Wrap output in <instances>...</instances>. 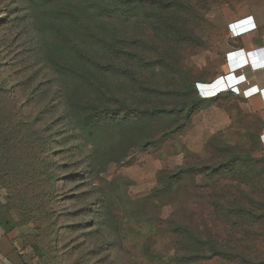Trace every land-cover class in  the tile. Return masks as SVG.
Here are the masks:
<instances>
[{"label":"rangeland","instance_id":"rangeland-1","mask_svg":"<svg viewBox=\"0 0 264 264\" xmlns=\"http://www.w3.org/2000/svg\"><path fill=\"white\" fill-rule=\"evenodd\" d=\"M242 7L0 0V222L25 264H264L257 134L200 92Z\"/></svg>","mask_w":264,"mask_h":264},{"label":"crops","instance_id":"crops-1","mask_svg":"<svg viewBox=\"0 0 264 264\" xmlns=\"http://www.w3.org/2000/svg\"><path fill=\"white\" fill-rule=\"evenodd\" d=\"M247 18L254 23V28L233 38L234 23ZM228 30V38L221 45L225 60L223 73L215 80L201 84L200 92L203 99L216 105L217 116L222 118V130L238 122L237 127L242 132L245 125L243 118L247 117L248 127H245L244 133L257 134V143L252 147L259 155H264V0H245V7L232 16ZM234 54L243 57H233ZM243 60L248 62V66L238 70L230 69ZM234 87L235 90L231 91ZM228 101H231V107ZM232 145L238 144L233 141ZM0 264H25L10 233H6L2 226Z\"/></svg>","mask_w":264,"mask_h":264},{"label":"built area","instance_id":"built-area-1","mask_svg":"<svg viewBox=\"0 0 264 264\" xmlns=\"http://www.w3.org/2000/svg\"><path fill=\"white\" fill-rule=\"evenodd\" d=\"M233 28L234 29H233L232 37L235 38V37H238L239 35H241L243 32L252 30L254 28V23L250 22V19L247 18V19H244L242 21L234 23ZM239 56L243 57V55H241V54L240 55L239 54L233 55V57H239ZM247 64H248V62L246 60H243L239 64L233 65L230 69L231 70L243 69L244 67L248 66ZM255 72H258V71H255ZM245 82H247V81H245ZM234 90H235V87L231 89V91H234Z\"/></svg>","mask_w":264,"mask_h":264},{"label":"trees","instance_id":"trees-1","mask_svg":"<svg viewBox=\"0 0 264 264\" xmlns=\"http://www.w3.org/2000/svg\"><path fill=\"white\" fill-rule=\"evenodd\" d=\"M190 117H191V115H190ZM250 157L252 159H256V160L264 159V155H262V154L259 155V153L256 151H253L252 153H250ZM0 226H2L5 229L6 233H10L8 230H6V228L4 227V225L1 222H0Z\"/></svg>","mask_w":264,"mask_h":264}]
</instances>
